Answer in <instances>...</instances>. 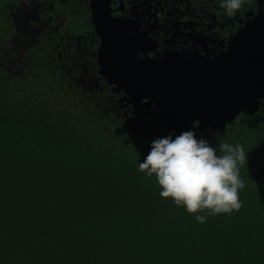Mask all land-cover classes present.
Instances as JSON below:
<instances>
[{"label":"trees","instance_id":"trees-1","mask_svg":"<svg viewBox=\"0 0 264 264\" xmlns=\"http://www.w3.org/2000/svg\"><path fill=\"white\" fill-rule=\"evenodd\" d=\"M93 103L42 65L0 74V264H264V127L202 135L248 154L241 209L198 223L139 171L145 137Z\"/></svg>","mask_w":264,"mask_h":264},{"label":"flooded vegetation","instance_id":"flooded-vegetation-1","mask_svg":"<svg viewBox=\"0 0 264 264\" xmlns=\"http://www.w3.org/2000/svg\"><path fill=\"white\" fill-rule=\"evenodd\" d=\"M222 0H110V13L133 36L139 58H161L175 52L196 62H205L230 48L244 28L264 26V0H245L240 10L228 16ZM84 9L89 20L84 19ZM102 36L94 26L89 0H0V74L25 78L35 66L55 71L102 113H116L125 134L152 141L168 134L154 108L134 107L129 95L100 72ZM145 100V99H144ZM137 108V109H136ZM158 115V124L151 119ZM196 138L223 133L230 125L264 127V96L254 110L242 108L223 129L198 128ZM127 131V132H126ZM213 133H215L213 135ZM173 139L176 135H172Z\"/></svg>","mask_w":264,"mask_h":264},{"label":"water","instance_id":"water-1","mask_svg":"<svg viewBox=\"0 0 264 264\" xmlns=\"http://www.w3.org/2000/svg\"><path fill=\"white\" fill-rule=\"evenodd\" d=\"M110 0H89L102 36L100 72L144 113L154 108L172 135L198 128L223 129L242 108L254 110L264 96V26L242 29L230 48L203 63L170 52L139 58L133 36H124L110 13ZM145 99V100H144ZM137 109V108H136Z\"/></svg>","mask_w":264,"mask_h":264},{"label":"clouds","instance_id":"clouds-1","mask_svg":"<svg viewBox=\"0 0 264 264\" xmlns=\"http://www.w3.org/2000/svg\"><path fill=\"white\" fill-rule=\"evenodd\" d=\"M245 0H222L228 16L235 15ZM213 147L207 140L197 139L192 130L179 135L157 138L139 171L149 178L155 176L162 189V198H171L176 206L195 215L198 223L208 216L231 215L242 207L239 192L246 185L240 167L247 161L241 144L220 143Z\"/></svg>","mask_w":264,"mask_h":264}]
</instances>
